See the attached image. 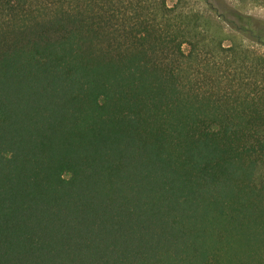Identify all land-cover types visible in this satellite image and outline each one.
<instances>
[{"label":"trees","instance_id":"trees-1","mask_svg":"<svg viewBox=\"0 0 264 264\" xmlns=\"http://www.w3.org/2000/svg\"><path fill=\"white\" fill-rule=\"evenodd\" d=\"M204 11L0 0V264H264V52Z\"/></svg>","mask_w":264,"mask_h":264},{"label":"rangeland","instance_id":"rangeland-1","mask_svg":"<svg viewBox=\"0 0 264 264\" xmlns=\"http://www.w3.org/2000/svg\"><path fill=\"white\" fill-rule=\"evenodd\" d=\"M232 4L238 6L241 12L251 15L254 18L264 20V4H261L256 0H243L242 2H238L237 0H228ZM173 0H168V4H171ZM191 5L195 9H202L204 11V6L200 2V0H191ZM205 12V11H204ZM206 15L209 16V20L211 26L213 28V32L217 38L222 39V44L225 46L229 44L231 41H235L238 43H242L247 47H252L260 52H264V48L259 47L245 39H243L238 34L231 31L224 23L218 20L214 15L205 12Z\"/></svg>","mask_w":264,"mask_h":264}]
</instances>
